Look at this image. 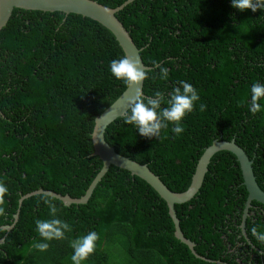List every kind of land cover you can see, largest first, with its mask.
Listing matches in <instances>:
<instances>
[{"label": "trees", "instance_id": "16d2710c", "mask_svg": "<svg viewBox=\"0 0 264 264\" xmlns=\"http://www.w3.org/2000/svg\"><path fill=\"white\" fill-rule=\"evenodd\" d=\"M92 1L114 9L126 0ZM115 17L150 68L145 96L166 95L185 80L206 107L185 117L182 134L174 136L169 125L158 140L141 137L117 118L105 129V143L179 194L189 187L204 149L233 140L264 193V109L248 111L251 84L264 83V12H240L230 0H132ZM121 56L108 30L75 14L13 9L0 30V180L9 189L0 216V264H72L71 241L89 231L99 239L82 264H254L249 255L264 262V243L251 235L252 227L264 232V206L251 202L241 235L247 193L227 151L212 155L194 197L174 205L179 229L200 259L174 239L157 193L114 166L83 205L64 206L46 195L19 204L40 189L83 196L102 167L92 155L94 119L127 86L108 70ZM152 61L168 70L167 80L152 71ZM44 198L55 205L54 216ZM52 218L70 230L47 241L44 251L32 247L43 242L35 221Z\"/></svg>", "mask_w": 264, "mask_h": 264}, {"label": "water", "instance_id": "95a60500", "mask_svg": "<svg viewBox=\"0 0 264 264\" xmlns=\"http://www.w3.org/2000/svg\"><path fill=\"white\" fill-rule=\"evenodd\" d=\"M131 1L132 0H126L118 7L111 9L92 0H0V30L8 22L13 9L48 13L59 12L64 15H79L83 18H87L98 23L108 30L122 50L123 55H126L130 59L139 61L141 66L145 69V71H147L150 68L143 65L139 56L140 50L136 48L128 32L115 17V14ZM142 85L143 82L141 84V88ZM134 94L135 87L130 88L126 86V89L123 91V93L94 119V125L91 132V143L93 149L92 155L99 158L102 163V167L91 181L83 196L78 199H72L67 195L61 196L59 194L40 189L22 196L19 199V204L23 199H26L30 196L46 195L50 198L60 201L64 206L83 205L87 202L96 184L107 172L109 166H114L118 169L127 171L131 176L141 179L157 193V195L164 201L168 209V216L170 217L173 224L174 239L190 250L191 254L195 258L200 259V257L197 256L192 250L193 244L184 239L179 229L178 220L174 211V205L184 204L194 197L201 186L204 174L207 170L208 162L212 155L218 151L230 152L232 155H234L239 165L242 177V185L247 193L242 223L240 225L242 232L247 211L251 207V202L254 201L264 206V193L258 188L255 182L251 169V161L248 159L244 151L239 148L233 140L228 142L213 141L208 147H206L197 161L189 187L185 192L179 194L170 192L160 182V180L148 170L145 165H140L129 160L128 158L116 154L114 150L105 143L104 132L113 121H115L117 118L123 117L124 112L127 110V101L129 98L133 97ZM16 219L17 213L13 216L14 222ZM11 227L12 225L3 226L2 229L8 231L11 229Z\"/></svg>", "mask_w": 264, "mask_h": 264}, {"label": "clouds", "instance_id": "9594fccd", "mask_svg": "<svg viewBox=\"0 0 264 264\" xmlns=\"http://www.w3.org/2000/svg\"><path fill=\"white\" fill-rule=\"evenodd\" d=\"M231 7L240 12L250 10L255 13L258 9L264 12V0H230ZM108 70L112 77L122 81L130 88L135 87V94L127 101V110L123 114V123L131 125L135 132L146 139L161 138V133L169 129L174 136H179L184 131L182 121L192 113L194 107L203 112L205 105L200 102V95L191 83L179 80L178 86L173 87L166 95L161 91H155L151 95L145 96L141 84L147 78L145 69L137 60L121 56L109 62ZM152 71L158 75L159 79H168V70L157 61H152ZM264 83L255 82L250 87V100L248 101V111L257 113L264 109ZM9 193L7 185L0 180V216L5 214L2 206ZM50 214L55 215L57 209L48 198H44ZM35 230L43 242H33L32 247L44 251L49 247L47 241L60 240L64 238V233L69 231V224L52 218L48 220H36ZM251 235L259 242L264 243V232H258L256 227L251 228ZM99 236L95 231H89L71 241L72 254L70 260L72 264H82L95 251Z\"/></svg>", "mask_w": 264, "mask_h": 264}, {"label": "flooded vegetation", "instance_id": "af4514ba", "mask_svg": "<svg viewBox=\"0 0 264 264\" xmlns=\"http://www.w3.org/2000/svg\"><path fill=\"white\" fill-rule=\"evenodd\" d=\"M241 231H242V229H241ZM241 235H244V233L242 232ZM238 245H241V244L238 243ZM263 256H264V254H263ZM243 257H246V254H244ZM254 259H255L254 255H249L248 262L250 261V262H253L254 264H256V260H254ZM236 262L239 263V260L237 259ZM260 264H264V262L261 261V258H260Z\"/></svg>", "mask_w": 264, "mask_h": 264}]
</instances>
